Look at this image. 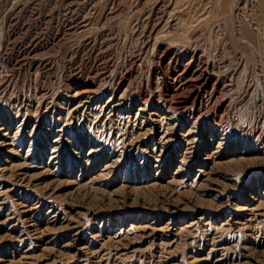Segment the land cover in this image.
Here are the masks:
<instances>
[{
    "label": "rangeland",
    "instance_id": "1",
    "mask_svg": "<svg viewBox=\"0 0 264 264\" xmlns=\"http://www.w3.org/2000/svg\"><path fill=\"white\" fill-rule=\"evenodd\" d=\"M0 264H264V0H0Z\"/></svg>",
    "mask_w": 264,
    "mask_h": 264
},
{
    "label": "bare ground",
    "instance_id": "2",
    "mask_svg": "<svg viewBox=\"0 0 264 264\" xmlns=\"http://www.w3.org/2000/svg\"><path fill=\"white\" fill-rule=\"evenodd\" d=\"M184 56H185V55H180V54L177 55V56H175V57H174V59H176V60H175V64H178L180 61H182V60L184 59ZM173 61H174V60H173ZM204 69H205V68H204ZM205 70H206V69H205ZM204 72H205V71H204ZM202 74H204V73H202Z\"/></svg>",
    "mask_w": 264,
    "mask_h": 264
}]
</instances>
